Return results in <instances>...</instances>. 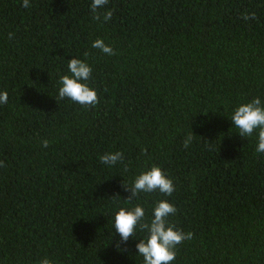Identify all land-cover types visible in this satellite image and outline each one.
<instances>
[{
  "label": "trees",
  "instance_id": "16d2710c",
  "mask_svg": "<svg viewBox=\"0 0 264 264\" xmlns=\"http://www.w3.org/2000/svg\"><path fill=\"white\" fill-rule=\"evenodd\" d=\"M29 2L0 0V264H143L146 233L118 248L114 217L139 204L150 220L160 200L193 233L172 264H264V153L230 120L264 102V0H109L107 22L93 0ZM74 57L93 69L94 107L59 98ZM108 152L123 162L102 164ZM153 166L176 191L126 202Z\"/></svg>",
  "mask_w": 264,
  "mask_h": 264
},
{
  "label": "clouds",
  "instance_id": "9594fccd",
  "mask_svg": "<svg viewBox=\"0 0 264 264\" xmlns=\"http://www.w3.org/2000/svg\"><path fill=\"white\" fill-rule=\"evenodd\" d=\"M109 3V0H93L91 10L96 21H110L113 16L112 11L101 12V9ZM24 8L30 7L29 0H23L21 5ZM244 20L256 19V14H244ZM14 33H9V38L14 37ZM92 48L99 49L104 54L113 56L115 51L111 46L105 44L103 39L93 42ZM87 55V53L85 54ZM70 75L60 77L59 98H68L74 103L88 108L99 104L98 93L92 89L87 81L92 78L93 69L87 62L78 58L67 61ZM9 94L7 91L0 92V104H7ZM232 124L239 131L241 137H252L254 134L258 139L256 151L264 153V102L260 97L252 99L250 102L238 106L231 119ZM194 133L188 134L184 140V147L187 149L194 139ZM49 140L42 141V147L47 148ZM100 162L107 166H115L122 163L124 155L122 152H108L99 157ZM0 166H3L0 162ZM126 192L129 193L126 202L139 198L141 193L159 192L171 197L176 191L174 182L158 166H153L150 170L138 175L131 186L124 183ZM119 195L111 200L115 201ZM177 208L168 200H160L153 208L152 218L146 219V212L142 205H136L131 209L120 207L114 217L115 232L119 234L121 241L117 244L127 243L136 235L137 231L146 233L143 239H139L136 244L139 256L143 257V264H172L177 257V247L184 241L191 240L193 233H185L176 228L170 217L175 215ZM40 264H52L47 257L41 260Z\"/></svg>",
  "mask_w": 264,
  "mask_h": 264
}]
</instances>
